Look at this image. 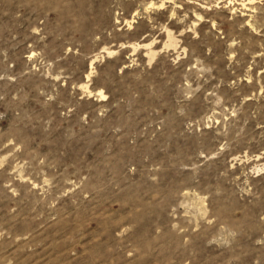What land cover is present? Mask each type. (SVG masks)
I'll return each mask as SVG.
<instances>
[{
	"label": "rangeland",
	"instance_id": "374dc122",
	"mask_svg": "<svg viewBox=\"0 0 264 264\" xmlns=\"http://www.w3.org/2000/svg\"><path fill=\"white\" fill-rule=\"evenodd\" d=\"M241 2L0 0V264H264Z\"/></svg>",
	"mask_w": 264,
	"mask_h": 264
},
{
	"label": "bare ground",
	"instance_id": "6f19581e",
	"mask_svg": "<svg viewBox=\"0 0 264 264\" xmlns=\"http://www.w3.org/2000/svg\"><path fill=\"white\" fill-rule=\"evenodd\" d=\"M229 2V1H228ZM233 2V0H230V3H232ZM238 2H239V0H238ZM255 2H256V0H242V2H241V4H242V6H244V7H249L248 5H252V4H255ZM237 5V4H236ZM239 7V6H238ZM231 9V8H230ZM247 22V21H246ZM128 23H131V21H129ZM170 37H171V35H170ZM168 45L170 46V45H172V46H174V47H176L177 46V41L175 40V39H170V42L168 43ZM114 52V50H112V49H107V53L108 54H112ZM148 52L150 53V55H151V59H153V57L155 56V54H156V52L153 50V49H151V48H149V50H148ZM93 60L91 61V65H90V68H91V71L90 72H92V69H93ZM90 76V74H88L87 75V77H89ZM83 87H86L87 88V85L85 84V85H83ZM99 94L102 96V97H105L106 96V94L103 92V90H99Z\"/></svg>",
	"mask_w": 264,
	"mask_h": 264
}]
</instances>
